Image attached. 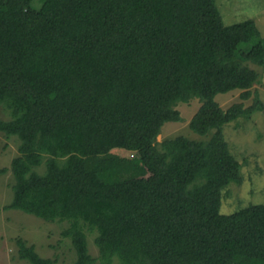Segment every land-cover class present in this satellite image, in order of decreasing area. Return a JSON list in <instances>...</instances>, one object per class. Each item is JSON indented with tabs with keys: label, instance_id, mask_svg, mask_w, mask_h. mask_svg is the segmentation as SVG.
<instances>
[{
	"label": "trees",
	"instance_id": "trees-1",
	"mask_svg": "<svg viewBox=\"0 0 264 264\" xmlns=\"http://www.w3.org/2000/svg\"><path fill=\"white\" fill-rule=\"evenodd\" d=\"M262 56L257 22L226 25L216 0H0V132L19 139L0 167L15 180L5 209L68 221L73 264H264V204L221 212L243 181L224 127L264 112ZM235 90L255 103L224 109L217 95ZM196 98L189 126L211 136L158 141ZM115 148L148 175L103 163ZM17 243L21 259L56 263Z\"/></svg>",
	"mask_w": 264,
	"mask_h": 264
},
{
	"label": "rangeland",
	"instance_id": "rangeland-1",
	"mask_svg": "<svg viewBox=\"0 0 264 264\" xmlns=\"http://www.w3.org/2000/svg\"><path fill=\"white\" fill-rule=\"evenodd\" d=\"M35 2L40 5L42 0ZM216 2L226 25L254 19L264 36V0H216ZM250 65L261 72V81L254 89L258 91L260 100L264 103V56ZM240 93V90H235L221 93L216 98L224 109L236 102H244L246 106L255 103V98L243 100ZM200 105L201 101L197 98L188 103H180L177 108L180 110L182 120L165 123L158 141L181 134L198 140L209 138L211 134L201 136L189 126ZM0 118L6 120L11 118L10 110L2 104ZM224 134L230 151L242 165L243 181L241 184L232 182L224 189L221 212L230 214L249 204H264V112L257 111L250 117L240 119L238 123L226 125ZM18 145L19 139L16 136L8 137L0 132V167H10L12 159L18 154ZM135 153L115 148L101 157V160L105 164L121 162L126 179L148 175L147 169L138 164ZM14 182L11 171L0 176V264H32L20 257L17 239L21 237L29 244H34L42 257L54 258L55 264H73L76 259L74 245L70 237L62 235L63 230L69 226L68 221L47 222L21 210L5 209V205L13 199ZM85 230L89 252L96 257L99 254L94 241L96 232H91L87 228ZM115 264H119V261L115 260Z\"/></svg>",
	"mask_w": 264,
	"mask_h": 264
}]
</instances>
